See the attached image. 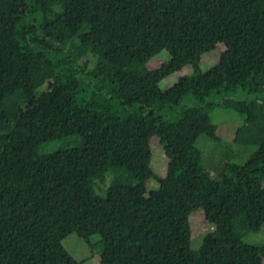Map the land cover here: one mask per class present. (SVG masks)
<instances>
[{
    "label": "trees",
    "instance_id": "1",
    "mask_svg": "<svg viewBox=\"0 0 264 264\" xmlns=\"http://www.w3.org/2000/svg\"><path fill=\"white\" fill-rule=\"evenodd\" d=\"M216 108L256 150L213 176L196 142H221ZM198 209L215 238L192 250ZM80 219L102 226L97 264H264L242 241L264 225V0H0V264H80Z\"/></svg>",
    "mask_w": 264,
    "mask_h": 264
},
{
    "label": "rangeland",
    "instance_id": "2",
    "mask_svg": "<svg viewBox=\"0 0 264 264\" xmlns=\"http://www.w3.org/2000/svg\"><path fill=\"white\" fill-rule=\"evenodd\" d=\"M220 50L223 51L224 46L221 45ZM216 60V53L204 56L201 66L202 71H207L215 64ZM163 61L164 58L154 59L146 68L152 71L161 65ZM189 71L188 67L183 68L178 74L164 80L160 84V87L162 89H168L177 82L179 76L188 75ZM234 79L237 82L239 80L236 76H234ZM240 96H244V93H241ZM184 102L186 101L184 100ZM210 119L217 127L216 133L221 142L215 143L206 136H200L196 142V147L202 152L206 168L210 170L213 176H217L227 162L241 166L244 165L256 150V147L234 143L237 130L244 124L243 118L235 111L216 108L211 112ZM150 144L152 147V168L157 175L164 177L167 172L168 161L158 141L153 139ZM157 188L158 184L156 182L150 181L148 183V192L154 191ZM179 222L178 227L190 235V248L192 250H198L203 243L215 238V229L206 221L204 211L201 209L190 214L187 220H181ZM69 225L72 230L71 234L62 242L66 251L80 264H97L99 256L93 250H95L96 245L101 240L99 235L102 229L101 224L80 219L72 221ZM83 231L89 236L88 242L78 236V233ZM242 241L250 246H264V225L258 232L247 233Z\"/></svg>",
    "mask_w": 264,
    "mask_h": 264
},
{
    "label": "water",
    "instance_id": "3",
    "mask_svg": "<svg viewBox=\"0 0 264 264\" xmlns=\"http://www.w3.org/2000/svg\"><path fill=\"white\" fill-rule=\"evenodd\" d=\"M51 87V85H49V88Z\"/></svg>",
    "mask_w": 264,
    "mask_h": 264
}]
</instances>
